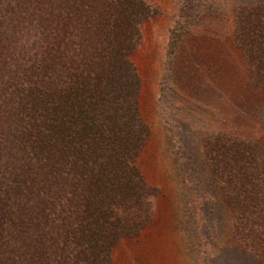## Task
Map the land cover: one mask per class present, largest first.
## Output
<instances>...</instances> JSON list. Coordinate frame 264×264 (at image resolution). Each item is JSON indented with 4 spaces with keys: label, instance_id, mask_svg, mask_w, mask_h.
Segmentation results:
<instances>
[{
    "label": "trees",
    "instance_id": "16d2710c",
    "mask_svg": "<svg viewBox=\"0 0 264 264\" xmlns=\"http://www.w3.org/2000/svg\"><path fill=\"white\" fill-rule=\"evenodd\" d=\"M152 13L145 0H0V264H109L150 220L130 54ZM234 17L249 87L263 89L264 3L237 4ZM187 26L171 32L163 80ZM203 160L234 243L264 264V152L212 132Z\"/></svg>",
    "mask_w": 264,
    "mask_h": 264
},
{
    "label": "rangeland",
    "instance_id": "374dc122",
    "mask_svg": "<svg viewBox=\"0 0 264 264\" xmlns=\"http://www.w3.org/2000/svg\"><path fill=\"white\" fill-rule=\"evenodd\" d=\"M130 54L140 79L138 109L148 137L136 158L154 188L151 218L121 237L109 264H260L231 237L230 213L203 160V138L228 132L264 152V88L234 39V7L264 0H145ZM188 24L165 73L171 32ZM247 81V82H246Z\"/></svg>",
    "mask_w": 264,
    "mask_h": 264
}]
</instances>
